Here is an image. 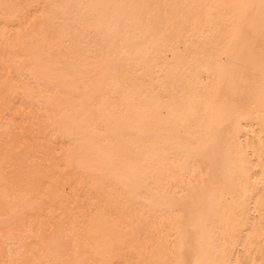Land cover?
I'll use <instances>...</instances> for the list:
<instances>
[{
  "label": "bare ground",
  "instance_id": "bare-ground-1",
  "mask_svg": "<svg viewBox=\"0 0 264 264\" xmlns=\"http://www.w3.org/2000/svg\"><path fill=\"white\" fill-rule=\"evenodd\" d=\"M0 264H264V0H0Z\"/></svg>",
  "mask_w": 264,
  "mask_h": 264
}]
</instances>
